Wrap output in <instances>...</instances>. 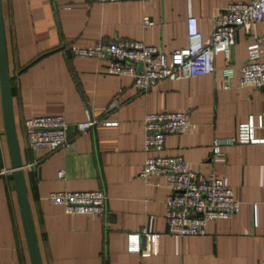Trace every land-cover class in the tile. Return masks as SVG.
<instances>
[{"label": "crops", "instance_id": "1", "mask_svg": "<svg viewBox=\"0 0 264 264\" xmlns=\"http://www.w3.org/2000/svg\"><path fill=\"white\" fill-rule=\"evenodd\" d=\"M239 1L250 0H2L14 124L43 264H258L264 257V143L224 145L213 158L214 140L236 136L251 117L256 125L262 120L255 135L264 138V88L240 87L236 77L225 90L221 54L213 73L163 79L142 94L132 76L110 74L106 62L71 51L126 39L170 54L188 45L190 8L208 38L218 10ZM259 34V22L237 29L231 54L237 76ZM177 111L188 112L196 128L167 136L160 154L182 156L202 178L218 173L241 203L236 216L211 220L198 235L168 231L164 176L139 177L145 115ZM36 116H63L76 153L45 150L38 160L25 129ZM90 119L97 123L83 136L77 124ZM4 132L0 85V264H32ZM97 189L108 196L104 217L69 214L48 200L54 191ZM144 228L159 234L158 253L128 249V234Z\"/></svg>", "mask_w": 264, "mask_h": 264}, {"label": "built area", "instance_id": "2", "mask_svg": "<svg viewBox=\"0 0 264 264\" xmlns=\"http://www.w3.org/2000/svg\"><path fill=\"white\" fill-rule=\"evenodd\" d=\"M79 2H108L125 0H77ZM147 1V0H141ZM264 24V0L232 2L218 10L213 18L211 34L204 38L199 30L198 19L191 8L187 18L188 45L175 49L170 54L158 47L138 40H100L88 48H73L77 57L96 58L106 62L110 74L133 77L135 88L142 94L148 93L163 79L180 80L211 74L215 71L218 55L225 58L222 70L224 89L232 88V80L237 77L240 87L264 88V34L255 35V42L248 46V60L241 66L238 76L231 62V54L236 44L239 27L248 28L252 23ZM145 25H151L149 18ZM142 65L141 71L139 67ZM97 123L90 119L77 124L80 134L86 136L88 130ZM107 122L106 125H115ZM251 117L239 124L234 137L216 138L213 144V158L222 156V146L235 144L264 143V138L255 135L257 127ZM196 128L188 112H149L143 120L144 152L146 159L139 177L148 181L152 176L166 178L169 194L165 200L168 231L180 235L203 234L211 220L227 219L240 212L241 203L225 179L216 172L202 178L192 170L190 164L179 155L160 154L165 149L166 137L183 134ZM26 138L36 152L38 160L51 152L63 148L68 154H75L74 141L67 134L68 122L63 116H36L25 121ZM64 177V171L58 173ZM48 200L61 205L69 214H88L104 217L108 196L104 189L92 191H54ZM254 224L257 205H253ZM142 240L144 242L142 243ZM159 234L142 231L128 234V249L142 255L158 253ZM258 264H264V257Z\"/></svg>", "mask_w": 264, "mask_h": 264}, {"label": "water", "instance_id": "3", "mask_svg": "<svg viewBox=\"0 0 264 264\" xmlns=\"http://www.w3.org/2000/svg\"><path fill=\"white\" fill-rule=\"evenodd\" d=\"M141 68L142 65H140L139 67V72L141 71ZM0 85L2 92L4 124H5L4 133L8 140V145L12 157V166L15 169L14 175L16 178L17 190L22 208V214H23L24 225L28 239L31 260H32V264H43L40 248L38 244L36 229L28 201L26 183L22 168L23 165L20 159L19 143H18V138L14 124L2 0H0Z\"/></svg>", "mask_w": 264, "mask_h": 264}]
</instances>
